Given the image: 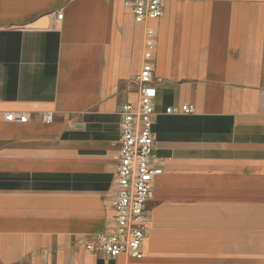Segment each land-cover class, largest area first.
<instances>
[{
  "label": "crops",
  "instance_id": "1",
  "mask_svg": "<svg viewBox=\"0 0 264 264\" xmlns=\"http://www.w3.org/2000/svg\"><path fill=\"white\" fill-rule=\"evenodd\" d=\"M125 1L0 0V264H130L86 248L114 228L119 154L89 125L138 102L149 28L160 172L142 264H264V0H168L147 24Z\"/></svg>",
  "mask_w": 264,
  "mask_h": 264
},
{
  "label": "built area",
  "instance_id": "2",
  "mask_svg": "<svg viewBox=\"0 0 264 264\" xmlns=\"http://www.w3.org/2000/svg\"><path fill=\"white\" fill-rule=\"evenodd\" d=\"M167 1L126 0L125 5L132 10L136 23L147 24L163 16ZM62 18L63 14L58 15V19ZM155 38L154 29L149 28L144 63L137 78L140 88L138 102L125 103L120 112L119 154L114 177V228L109 232L96 234L86 245L89 252L104 254L109 260L128 256L130 264H142L144 259L147 206L152 199L155 178L160 172L154 163V127L158 118L154 78ZM193 111V106L188 105L166 109L167 114H187ZM40 119L50 124L54 121V116L42 113ZM5 120L26 123L29 118L26 115L8 113Z\"/></svg>",
  "mask_w": 264,
  "mask_h": 264
},
{
  "label": "rangeland",
  "instance_id": "3",
  "mask_svg": "<svg viewBox=\"0 0 264 264\" xmlns=\"http://www.w3.org/2000/svg\"><path fill=\"white\" fill-rule=\"evenodd\" d=\"M119 123H120V116L117 117L109 116L104 119V122H99L101 126H103L104 134L109 141H118L119 140Z\"/></svg>",
  "mask_w": 264,
  "mask_h": 264
},
{
  "label": "trees",
  "instance_id": "4",
  "mask_svg": "<svg viewBox=\"0 0 264 264\" xmlns=\"http://www.w3.org/2000/svg\"><path fill=\"white\" fill-rule=\"evenodd\" d=\"M109 116H104V119H106ZM98 118H102V117H98ZM89 127H91V129H93V137L95 138H99V139H107L105 134H104V127L101 126L99 123L98 124H90ZM42 178V176H40ZM48 179H66V180H76V179H81V178H88L86 176H65V175H56V176H46ZM38 179V178H37Z\"/></svg>",
  "mask_w": 264,
  "mask_h": 264
},
{
  "label": "water",
  "instance_id": "5",
  "mask_svg": "<svg viewBox=\"0 0 264 264\" xmlns=\"http://www.w3.org/2000/svg\"><path fill=\"white\" fill-rule=\"evenodd\" d=\"M79 127H81V125H79Z\"/></svg>",
  "mask_w": 264,
  "mask_h": 264
}]
</instances>
